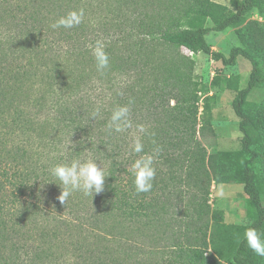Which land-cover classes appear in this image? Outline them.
<instances>
[{
    "label": "trees",
    "instance_id": "trees-1",
    "mask_svg": "<svg viewBox=\"0 0 264 264\" xmlns=\"http://www.w3.org/2000/svg\"><path fill=\"white\" fill-rule=\"evenodd\" d=\"M83 3L109 6L73 28L51 27L70 11L85 15ZM229 28L238 45L226 57L206 35ZM98 40L109 56L103 72ZM182 49L224 67L250 64L244 88L225 84L236 91L239 150L202 145L207 92ZM263 68L264 0H240L236 11L213 0H0V264H264L244 240L248 227L264 239V100L247 99ZM129 100L131 127L111 130L113 110ZM137 138L142 153L132 151ZM145 154L155 155L156 177L137 193L132 164ZM73 160L108 176L100 194L77 191L61 204L51 170ZM212 184L242 186L247 226L212 220Z\"/></svg>",
    "mask_w": 264,
    "mask_h": 264
},
{
    "label": "rangeland",
    "instance_id": "rangeland-1",
    "mask_svg": "<svg viewBox=\"0 0 264 264\" xmlns=\"http://www.w3.org/2000/svg\"><path fill=\"white\" fill-rule=\"evenodd\" d=\"M213 1L225 5L233 11H236L240 2V0ZM83 4L86 8L85 20L94 16H101L107 9L104 4L109 6V4L103 3V9L99 10L97 3L92 6L87 3ZM91 9L99 11V13L95 12L92 15ZM249 18L261 20L256 12H253ZM206 25L210 27L212 24L207 21ZM206 41L213 51L220 52L226 57L230 49L238 45L234 29L232 28L220 33L210 32L206 35ZM182 53L191 56L194 60V74L207 92L200 95V123L208 126L199 138L202 145L208 153L239 150L242 135L238 130V118L231 107L236 91L226 89L225 84L226 80L231 77L237 80L238 89L244 88L250 73V64L239 57L234 66L224 67L220 61H215L208 55L202 53L191 55L185 49H182ZM247 99L251 102H262L264 100V83L253 88L249 92ZM209 205L212 220L221 221L225 225L241 227H245L250 223L247 216V197L241 185L212 184ZM210 254L212 253L208 251L206 255ZM220 264L232 263L220 262Z\"/></svg>",
    "mask_w": 264,
    "mask_h": 264
},
{
    "label": "clouds",
    "instance_id": "clouds-1",
    "mask_svg": "<svg viewBox=\"0 0 264 264\" xmlns=\"http://www.w3.org/2000/svg\"><path fill=\"white\" fill-rule=\"evenodd\" d=\"M84 10L70 11L66 16L59 18L51 25L53 29L63 27L65 29L73 28L82 22ZM106 45L101 41H96L92 49L96 60L97 71L103 72L109 67V56L105 51ZM133 103L129 100L128 105L118 106L113 110L108 127L115 132H123L131 127L130 105ZM100 114L97 108L93 113V118ZM140 132H145L144 126H138ZM144 146L139 138L134 141L132 151L134 153H142ZM158 148L156 152H159ZM51 174L56 177L60 187L58 200L61 204H65L68 198L77 191H83L86 195L93 197V194H100L104 190V181L108 176L102 167H98L95 161L89 160L80 162L73 160L70 164L56 165ZM132 174L134 176L133 184L137 193H148L153 189V183L156 177L155 155L145 154L140 156L132 164ZM244 240L252 252L264 257V239L262 234L255 227H248L244 232ZM211 251V250H209Z\"/></svg>",
    "mask_w": 264,
    "mask_h": 264
}]
</instances>
